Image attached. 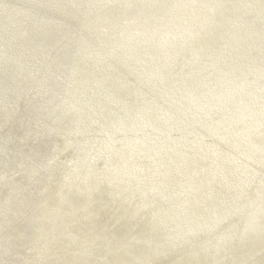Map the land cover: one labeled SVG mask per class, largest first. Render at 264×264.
<instances>
[{
    "label": "rangeland",
    "instance_id": "1",
    "mask_svg": "<svg viewBox=\"0 0 264 264\" xmlns=\"http://www.w3.org/2000/svg\"><path fill=\"white\" fill-rule=\"evenodd\" d=\"M60 1L61 0H54L48 2L51 6L46 5L50 8L49 11L45 12L38 11L39 13H37V9L34 10L29 7L28 9L34 10L33 16L28 14L26 6H22V10L14 9L15 11L13 10L10 15L9 10L6 8L7 6H4L3 4L2 6L4 7L0 6V22L7 19L13 21L12 18H15L18 21H16V23H18L16 25L21 26V31L18 30L7 33L6 29L3 28L4 23L3 25L0 23V41L2 40L1 42H3H0V66L6 65L7 57L11 58L12 56H15L16 66L18 68L16 69V72H13L15 64L8 59L5 73L7 72L6 76L9 74L11 80L2 81L0 78V92L2 86L3 88L4 86H6L5 88L9 87L7 89L4 88L6 90L3 92L5 93L3 94L4 108H0V152L3 153V156L0 159V264H264V89L262 88L263 92L261 91V93L255 91H259L260 88L258 87L257 89L255 85L256 82L253 83L252 88L250 87L251 90L250 88L247 89V91H253L250 94L248 92V94L246 93L247 96L249 95L248 97L246 96L247 100L249 98L248 101L243 99V101L241 100V104L239 101V104L236 101V105L235 102H232L231 97L230 102L233 104L228 103L227 105L232 104L234 106H240L239 108L236 110L226 108L221 111L219 110L217 114L224 115L215 114V116L211 118L205 115V118L207 119H201L204 120V122L198 121L196 116L197 111H192L191 107H189L190 104H187L184 101H182V104L180 105H183L184 107L186 106V109H180V111L175 109V111H168L165 113L166 106L164 104H170V102L180 100L182 97L178 93V88L181 86H178L179 84L174 85V76L184 71L183 67L189 59H192V62H189L188 70L195 68L197 70L198 67L194 66L195 63L198 66L200 61L208 62L207 57L204 55L207 54V51L212 53V49L215 50L219 47L205 41L204 38L200 39L202 43L198 42L199 40L197 39L194 40L195 44L190 43V41H193L192 39L196 38L192 35L198 28V25L196 27L193 24H191V27L194 28L190 29L187 28V25H175L173 31L176 32L173 36L170 35L172 36L171 39L173 42L165 44L168 39L165 40L166 38H163L159 43H162V45L164 44L163 47L162 45L161 47H157L160 46L157 42V40H159L158 37L165 34L167 30L161 32L157 38L153 36L150 38L145 34H151L152 19H158L161 17L160 19L163 20L166 8L161 7L158 15L154 10H146V8H148L147 5L149 4L145 1L149 0H139L140 2L138 0L136 1L138 3L135 6H138L140 10L136 7L137 10H134L135 13L133 11V17L135 18L131 16H123V18H115L114 20L111 19V17L113 18V15L111 14H100L97 17L98 20L95 25L93 24L94 18H90V16L87 17V15L81 12V9L87 11L89 6L82 8L83 3L89 1V3L94 6V1L96 2L97 0H93V2L90 0H82V4H79L81 2L78 0V2L76 0V2L74 0H67L65 2ZM68 1L72 4L75 2L74 6ZM115 1L104 0L103 4L108 3L109 5H107L105 9L111 7L110 5L114 4ZM191 1L193 2L194 0ZM211 1L212 0H202V3L198 6L197 10L199 11L200 9L199 12H203L201 19L205 20L206 18V20L202 22L204 24L202 25L203 28H201L202 26L200 25L198 29L201 31H198L197 33H199V36H205L209 28L212 29L213 33L218 31L217 33L219 35L227 33L224 34L223 36H226H222V38L225 39V41H235H232V43L228 42L226 46L223 47V50L222 48H219L223 51L222 53L219 52L218 49V54L216 56V59H218L217 62H219V65H225L224 67H228L231 64H238L237 66H240L239 68L243 69L244 61L242 58L245 55L246 57L244 58H247L249 56L248 54L255 55V52L259 49L258 47L261 44H263L264 47V32H261L253 26L257 31L255 32L262 35L256 34L257 36H255V39L259 41V46H254L251 49L248 43L250 41L249 39H246V32L249 28H252L250 27L251 25H248L247 27L245 19L242 17V21L239 20L234 22L235 18H232V15L235 16L236 14L234 15V13L235 11H238V9L240 14V12L242 13L243 11H246L249 7L253 6V9H257L259 6H264V4H258V0H254V2L253 0H239V2L238 0H228L229 2L227 0ZM223 1H227L229 4H226V2ZM143 2L145 3L143 4ZM150 3H152V0H150ZM193 3L195 5L189 3L190 8L188 7L191 12H194V8H196V2ZM65 4H67V6ZM185 4L188 5L187 2ZM224 5L226 7H224ZM227 5H229V9L227 8ZM182 6L177 5L179 15L177 12L176 15L178 17L176 16V20L179 19L178 21L183 19V21H186L187 18L181 14L186 12ZM234 6L235 10H232L234 9ZM94 7L98 8L97 4H95ZM218 7L221 12L218 10ZM3 8H5V10H3ZM66 8H68V10ZM118 8L121 9L120 7ZM118 8H114L113 10L108 9L110 11L105 12L113 13L118 11V14H121L122 12L123 15L132 13L126 12L128 10L125 9L119 10ZM214 11L215 14L213 13ZM230 11L233 12L231 13ZM152 12L154 14H152ZM207 12L209 13L207 14ZM78 13H80V15ZM220 13L221 16H219ZM3 14L4 16L2 17ZM14 14L15 16H13ZM83 16L89 20L87 25L85 19H82L81 21ZM146 16L149 17L146 18ZM261 16L264 22V15ZM224 18L231 23L226 22ZM254 18L256 19V17ZM142 19L143 21H141ZM37 20H39V23ZM118 20H122L125 24H128V26H130L129 23H135L131 24L132 28H127V25L125 26L124 23H118ZM220 20H222V22ZM144 21L147 25L146 23H141ZM165 21L166 20L164 19L162 24H164ZM238 22L241 24V27ZM139 23H141L142 26ZM242 23L244 25H242ZM29 24H31V26ZM162 24V29H165L166 25ZM172 24L173 22H171V25ZM262 24L264 25V23ZM112 26L114 29H117L116 27L119 26L118 29H120L116 31V34L113 36L117 39L119 37L118 40H121L120 46L115 44V46H113L116 50H114V55L118 58V54L123 51L122 53L124 56L122 57L123 59L116 63H123L122 61L127 62L124 64L126 66L124 69H121L117 64H115V67H110L107 71V73H109L106 76L107 81H110L107 83L108 91H104L101 90V86L99 89V85H96L95 82L98 81L100 84V80H104L102 77L99 78L100 76H98V70H101L100 66H106V62H111L112 56L110 55V58L106 57L108 55L107 53L112 49V45H108L110 44L108 42H110L109 36L111 35H109L110 32H107L108 34L105 32L102 37L101 35H97L100 39L103 37L105 38H103L104 40L102 41L100 39H95V36L91 35V32H93L92 30H94V28L96 30L101 28V30L105 31ZM215 26L216 28H213ZM181 27L183 29H180ZM177 28L178 30H176ZM36 30L42 35L37 34ZM48 30L50 31L51 36L48 35ZM132 30L135 33H133ZM82 31L88 34V38L91 37L93 45L90 44L92 45L90 46V49L92 51H87L86 48L88 49V47H82L80 49L79 46L82 45H80V38L79 36L77 37V35L82 34ZM119 31L121 32L120 34ZM202 31L205 34H202ZM21 32L23 33L21 34ZM31 32L34 34L33 36L32 34L30 35ZM45 32L47 34H45ZM219 32L222 33L220 34ZM243 32L245 33V38L241 39ZM137 33H140L139 38L146 39L144 40L145 43H139L141 38H137ZM188 34L193 38L191 39ZM20 35L23 36L21 37ZM39 35L42 37L38 38L40 37ZM182 35L185 36L183 37ZM53 37H55V39L51 41L50 39H53ZM189 37L191 40H188ZM20 39L23 41H20ZM107 39L109 40L106 41ZM237 39L243 43H238V41H236ZM178 41H181L183 44L190 43L187 46V48H189H182L184 49L182 50L178 45ZM69 42H71V44ZM134 42L137 43L133 45ZM199 43H201V46ZM77 44L79 46H77ZM35 45H37V47ZM71 45H73L75 50ZM123 45L125 46V49ZM205 45L209 47L212 46V48L205 50ZM8 46H12L13 48H8ZM136 46L138 47L137 49ZM140 46H144L147 50ZM109 47H111L110 50L107 49ZM201 47L202 49H200ZM232 47L235 50V52L232 53L234 56L231 54ZM237 47H242L243 49L245 47V51L247 52L244 51V55H242V48L240 49ZM63 50L64 53L62 52ZM72 50L77 53H74ZM134 50L137 52H134ZM141 50H143V52ZM154 50H157V52ZM43 51L48 54H44ZM80 51L84 54L87 53V57ZM167 51L169 55L174 54L170 58V62H168L166 69H163V66H161V69H159V71L162 70L160 71L161 73L159 72V74L157 72L159 77L156 75L154 79L149 81V75L146 76L147 79L143 77L140 78V76H142L141 72H145L147 70H145V68L150 66L148 60L153 64L154 60H161L169 56ZM60 52L61 54H59ZM162 52L163 55H165L164 57L161 55ZM72 53H74V55ZM125 53L126 55L128 54V56H126ZM80 54L85 57V62ZM102 55L104 56L101 57ZM256 55H260V53ZM20 56H22V58ZM227 57L230 59H227ZM65 58L67 60L69 59L70 62L66 61ZM73 59H75L76 63ZM199 59L200 61L198 62ZM220 59L221 61H219ZM235 59H238V61L233 63L232 60ZM77 61H79V63L82 61L81 65ZM61 62H64L63 65ZM84 63L87 64L84 65ZM128 63L131 64L129 65ZM75 64L81 68L83 67L84 72L82 73L81 80L83 82L82 86L85 87L82 90H79L84 92L83 95L78 94L79 91L73 92L74 96H76L75 101L85 104L97 95L96 98L99 103L96 104L102 106L103 110L99 108L102 113L99 112L95 106L88 105L87 107V105H85V110H77L79 113L86 111V115H92L89 123L84 121L82 123L83 126H77L78 128L76 127L72 131L65 130L60 126L56 129L54 134L46 136L42 129L47 123L41 125L39 123V119L41 118L39 115H42V110H45L42 109L43 107H47L46 109L49 110L50 108L57 109V107L59 108V106H62L59 105V103L62 102V97L65 98V95L62 94L63 92H70L68 91L71 88L70 85L73 86V78L71 77L74 76L75 78L77 76L76 73L78 72V69L77 67L73 68L75 67ZM56 65L61 66V68ZM96 66L98 67V70L95 68ZM189 66L191 67L189 68ZM259 66L260 70L254 69V74L261 75L260 73H264V66ZM37 67H42L40 68L42 71L36 70L35 68ZM85 67L87 68L84 69ZM72 68L74 69V72L72 71ZM55 69H57V71ZM61 69L63 71H61ZM88 69H90V74L88 75L89 78L84 75L85 71L86 73H89ZM93 69L95 71H93ZM203 69L205 70V68H202V71L199 69L197 73L203 72ZM211 69L212 68H210V70ZM32 70H35V72H31ZM132 71L136 72L138 78H135L137 80L134 78V72ZM224 71L226 70L224 69ZM259 71L260 73H258ZM29 73L31 75H28ZM59 73L62 74L61 81L58 83L60 87L55 89L56 87L54 88V86L57 85L56 81L58 79L56 76ZM72 73L75 74L73 75ZM209 73V69L203 72L205 79L209 77ZM244 73L246 77H248V70ZM46 74L49 76H46ZM199 74H196L197 77L195 79H199ZM50 75L54 76L55 80H51L53 77ZM29 76H32V78ZM41 76L45 81L49 80L47 82L52 85L51 88H54L53 94L49 96L50 98L53 97V102L52 99L49 97L46 98V95L41 94L45 89H48V86L41 88L43 91H39L38 89V83L40 80L37 78L42 79ZM214 76L217 80V76ZM70 78L72 80L71 82ZM205 79L200 77L199 84H195V88L192 89L191 87H188L187 89L189 91L185 90L186 94L189 96L192 94L191 97L197 99L196 101H193L195 102L193 105H204L199 102L202 97L204 98L207 96L208 92V95L219 94L221 92L220 89H218L219 92L218 90L215 91L209 87L202 88L200 84L206 82L207 79ZM29 80L32 81L29 82ZM89 80L93 81L90 82ZM145 80L151 84L145 86ZM241 80H244V85L251 81L250 78L245 81L246 79L243 77ZM241 80L238 79L234 82L238 81L240 82L238 85H240L242 82ZM138 81H140L139 84H136ZM154 81L155 83L153 84ZM79 83L80 82H78V84ZM118 84H121L122 87H119V91H115L118 90L116 87ZM151 85L155 88L153 86L151 87ZM165 87H168V89L165 90ZM197 87H199L200 90ZM221 87L223 88L224 86ZM60 88L62 89L61 91H59ZM92 88H94V90ZM189 88L192 90L190 91ZM242 90L244 91L245 89L242 88ZM155 91L159 92L157 93ZM54 92L58 93L55 95ZM107 93H115L117 95L116 98H119L116 99L118 101L111 104L109 101L106 102L104 97L105 94L106 98L107 96L109 97V94ZM159 93L162 95H158ZM165 93L166 95H164ZM79 95L80 97H78ZM197 95L201 97L197 98ZM257 95L259 96L257 97ZM164 96L165 98L170 96L172 100L169 98H166L165 100ZM218 96L219 95L212 96L213 101L219 99L222 102L218 103V100L217 102L215 101L214 104L210 102L206 106L215 105L214 108L217 110L218 108L216 107L222 108L227 106V102H224V100L228 97L222 98V96H219L218 98ZM141 97L144 98L141 99ZM234 98H237L235 97V94L233 99ZM47 99L51 104L55 103L53 105L49 103V106L46 101ZM111 99L113 100V98ZM163 99L166 103H163ZM44 101L46 102L43 104ZM262 101L263 104L261 103ZM256 102H258L259 106L256 105ZM175 103L176 102L173 104ZM28 104H38V117H31L29 114L30 119H28L24 110V107ZM42 104L46 105L42 107ZM228 107L229 106H227V108ZM52 110L53 109L50 111ZM228 110H230V114ZM232 111H238L237 114L238 116H241L239 117L240 119H233L235 114L232 113ZM245 111H247V113ZM92 113H95L94 115L97 114V116L94 117ZM199 113L200 112H198V114ZM242 113L246 117H249L250 115L254 116L249 118L251 119V122L246 117L244 118ZM99 115H102V118ZM126 115H131L134 118L128 117L127 121L124 118ZM155 115H159L158 119L160 117H162V119L166 118L170 120L171 123L162 131L156 124H154L156 117L153 119V116ZM138 117L141 118L142 124L145 127V131L140 133H144L142 136L139 135V132L142 130L141 128H135V130L125 129L135 123L134 120ZM50 119L52 120V118ZM162 119H159L158 121H162ZM111 120L115 123L113 124V121L111 122ZM238 120H244L246 123H239ZM120 124L124 125V127H120L123 128L124 131L116 132L114 127ZM48 126L51 127L52 125ZM48 129H52V127ZM138 142L140 144H138Z\"/></svg>",
    "mask_w": 264,
    "mask_h": 264
},
{
    "label": "water",
    "instance_id": "2",
    "mask_svg": "<svg viewBox=\"0 0 264 264\" xmlns=\"http://www.w3.org/2000/svg\"><path fill=\"white\" fill-rule=\"evenodd\" d=\"M51 1H54V0H47V1H45V0H3V1H1L0 6H2V4L4 6H7V10H9V15H10V14H12L13 9H14L15 6L25 5L26 8H27V12L30 15L33 16L34 15V10H36V9L39 12L48 11L49 7H47L46 5L51 6V4L47 3V2H51ZM65 1H67V0H62V2H65ZM78 1L82 2V0H78ZM68 2H70V1H68ZM103 2H104V0H101V1L97 0L96 1V4H97L98 8H95L90 3H88V4L83 3V5H82V8H85V7L89 6V8H87L88 9L87 11L82 10V12H83V14L87 15V17L90 16V18H92V17L94 18V20H93V22H94L93 24L94 25H95L96 21L98 20L97 17L100 14H111V15H113V19L120 18V17H123V16H126V17L131 16V17H133V11L135 10V8H136L135 5L137 4L136 0H118V1H115L114 4H111V7L105 9V7L108 5V3L103 4ZM146 2L149 4L148 8H146V9L155 10L156 14H158V11L161 10V7L166 8V12L164 13V19L166 20V22L164 24H162V25H166V23L173 22L172 25L171 24H167L166 27H165L166 29H162L161 23H163L164 19L161 20L160 18H158V19H153L151 21L152 22L151 32H150L151 34H145L146 36H150V38L152 36L153 37H157V36L160 35L161 32H163L164 30H167L166 34H162L159 37L158 44L160 43L162 38H167L168 39L166 44H168L170 42H173L171 37H169V36L170 35L173 36V34L175 33V32H173V30L175 28V25H178V24L185 25V26L187 25L188 29L194 28V27H191V24H193L194 26L198 25V28L200 27V25H204L202 23L204 21L201 19L202 15H203V12L200 13L197 10L198 6L200 5V3H202L201 0L193 1V2H196V5H197V7L194 9V12H191L190 9L188 8L189 3L192 4V5H195L191 0H152V3H150V0H149V1H146ZM185 2H188V5H186ZM225 2L227 3V1H225ZM253 2H254V0H253ZM258 2L259 3L260 2L264 3V0H258ZM167 4H169V5H167ZM181 4L183 5L182 8L187 12V13L186 12L182 13L183 16L187 17L186 21H183V20L178 21V20L175 19L176 18V14L178 12L177 5L181 6ZM68 6H70V5H68ZM29 7H31L34 10L28 9ZM118 7L125 8L126 10H128V12H132V13L127 14V15H123V14H118V12H114V13L105 12V11H109L108 9L112 10V9L118 8ZM15 8H17V7H15ZM167 8H168V10H167ZM196 11H197V14H195ZM39 12H37V13H39ZM0 13H1V11H0ZM235 14H234L235 16L232 15V18L233 17L235 18L234 22H236L238 20H241L240 17H242L243 19H245V24L246 25H250V23H251L252 28H249L247 30L246 39H249V41H250L249 46L251 47V49L254 46L258 47L259 43L255 39L256 33H255V29L253 28V26H255V28L260 30L261 32H264V25L262 24L264 22H263V19H262V16H261V15H264V6L258 7L257 9H253L252 7H249L248 9H246V13L239 14V12L236 11ZM254 17H256L255 22L256 23H260V24L257 25L254 22ZM82 19H85V22H86V25H87V22L89 20L86 17H84V16H83V18H81V21H82ZM12 20L15 23L13 21L8 20V19L2 21V25L4 23V27L3 28L6 29L7 33H10L12 31H18V30L21 29V26L14 25V24H17L16 23L17 20L15 18H12ZM118 22L119 23H124L122 20L121 21L119 20ZM133 23H135V22H133ZM133 23H131V24H133ZM141 23L145 24L146 22H141ZM124 25L126 26L128 24H124ZM116 28H118V27H116ZM127 28H130V26H128ZM198 28L194 31V34L192 36L196 37L197 40H200V39L204 38L205 41H207V42H209V43H211L213 45L216 44V46H218L219 48L225 47L228 42L232 43V41H235V40H230V41L226 40L225 41V39L222 38V35L217 34V32L213 33L211 28H209V30H211V31L206 32L205 36L200 35V37H199V33H197V32L200 31V30ZM204 28L206 29V27H204ZM213 28H216V26L213 27ZM113 29H114L113 26H112V28H110L108 30H105V31L101 30V29H98V30H100V31H98V30H96L94 28V30H92L93 32H91V35H101V36H103V34H105V32H110V35H111L110 36V40L107 39L106 41H108V40L110 41V42H108V43H110L108 45H112V49L110 50L111 47L107 48L110 51L107 53L108 55L105 54V53L104 54L107 55L106 57L111 55L112 56V60H111V62H106V66H103V67L101 66V70H98V76H100L99 78L102 77V79H106V76L108 75L107 71L110 69L111 66L114 67L115 64H117L116 62H119L120 59H123L122 58L123 57V53H119L118 54V58H116L115 55H114L115 54L114 53L115 49H114L113 46H114V44L120 46V41L116 37H114L113 35L120 28L119 29H114V30ZM177 30H178V28H177ZM31 34H32V32H31ZM82 34H84V33H82ZM224 34L225 33H223V35ZM48 35L50 36V33H48ZM242 35L243 36H242L241 39H243L245 37V33L243 32ZM41 37L42 36H40L38 38H41ZM94 38L95 39H100L97 36L94 37ZM137 38H139V35H137ZM20 40H22V39H20ZM101 40H104V39H101ZM144 40H146V39L141 38V40H139V43L140 42H144ZM193 42L194 41H192L191 43H193ZM238 43H243V42L238 41ZM135 44H136V42H134V45ZM189 44L190 43L183 44V43L178 41V45L180 47H183V48H187V46ZM159 45L161 47L162 44H159ZM105 47H106V45H105ZM131 48H132V46H131ZM209 48H210L209 46L205 45L204 49L208 50ZM30 49H32V48H30ZM144 49H147V48H144ZM212 51H213L212 53H209L207 51V54L204 55V56L207 57L208 62L205 63L203 61L202 62L200 61L201 64L198 65L197 70L196 69L188 70V64L192 60V59L191 60L189 59L185 63V65L183 67L184 71H182V72L178 73V75L174 76V79H175V84L174 85L179 84L178 86H181V87L178 88V91H179L178 93L182 97H181L180 100H174L177 103V105H175L176 103L173 104V102H171L170 104H167L169 107L166 104H164L166 106V109H165L166 112L165 113H167L168 111H175V109H177V110L186 109V107H184L183 105H180V104H182L181 102L184 101V102H187L188 104H190V107H191L192 111H194V112L197 111L196 112V116L198 118V121H203L204 122V120H201V119H205L206 120L207 118H205V115H207V117H209V118L215 116V113L218 112L217 109H213L215 107V105L214 106H212V105L205 106V105H207L210 102H215V101H213L212 97L210 99L207 98V96L205 98H202L199 103H204L205 105H198L197 106V105H193V103H195L193 101H195L197 99L196 98H192L191 96H189L185 92V90L188 87H191L193 89V88H195L194 86H195L196 83L199 84V80H197L195 78L197 77L196 74H198L197 71L199 69H202V68H205V70H208L210 68H212V69L210 70V75L207 78V81L204 82V83H201V87H211L212 89H220L221 92L219 94H213L212 96H214V95H219L220 96L222 94L221 95L222 97H224V98L228 97L227 101H224V102H227L226 104H228V103L230 104V103L236 102V101H237V103H238V101H239V103H241V100H243V99L247 100L246 99V96H247L246 93L247 92L248 93H252L253 92V91H247V89L252 87L253 83H255V82H256L255 83L256 88L257 89H258V87L260 88L259 91L257 90V92L262 91V88L264 87V86H262V85H264V81H262V80H264V73H260L261 75L253 74V70L252 69L254 68L255 70H260V67H258L259 66L258 64H260L261 67L264 66V47H263V44H261V46H259V49L256 51V52L261 51L260 55H256V54H259V52L258 53L255 52L256 53L255 55L250 54L247 58H244L245 56L242 58V59H244V67H245L244 69L239 68L237 66V64H233V65H231L229 67H224L222 64L219 65L217 60H216V56L218 54L217 53L218 49H216V51L212 49ZM231 51H232L231 53H234L235 52L234 48H232ZM244 51H245V47L242 50V52H244ZM219 52L222 53L221 50H219ZM190 53H191V51H190ZM171 57H172V54H170L169 56L163 58L162 61H160V60L154 61L153 64L150 63V60H148L150 66H148V68H146L147 70L145 72H141L142 76L144 78H146L147 75H150V79L149 80L154 79V77L157 75V72L158 73L160 72L159 69H161V66H163V69H166V66L168 65V62H170V58ZM227 59H230V58H227ZM236 61L237 60H233V63H236ZM126 62L123 61V63H120L117 66H119L121 69H124V68H126V66L123 65V64H125ZM86 64L87 63H84V65H86ZM156 66H157V68H156ZM79 67L80 66L77 65V69L79 71V72H77V76L73 79V81L70 80V81H72V84H73V87L70 85L71 88L68 90L70 92L69 93H65V92L63 93V95H65V98L62 97V102L59 103V105H62V106L59 107V109L58 108L57 109L56 108H54V109L52 108L53 111H50V109L49 110L46 109L47 107L46 108H42V109H45V110H42V112H41L42 115H40L41 118L39 119V123L41 125H45V123H47V125L42 129V131H44V134L46 136L54 134L56 132V129L58 127H60V126H62V128L65 129V130L72 131L77 126L78 127L79 126H83L82 123L84 121H86V123H89V121L92 118V115L87 116L85 114V111L79 113L78 110H77V109L85 110L86 109L85 105H89V106H93V107L95 106L98 110H100V109L103 110L101 105H93V104L99 103V102H97V98L95 96L91 100H89V102H87L85 104H82V102L78 103V101H75L76 96H74L73 92L82 90L84 88L82 86V80H81V76H82V73H83V67L80 68V69H79ZM95 68L98 69V67H95ZM6 69H7L6 65L5 66H0V77H1L2 80H6V81L7 80H11L9 74L6 76V73H7V72L5 73ZM224 69L226 71H224ZM247 70L249 72L248 76L250 77V80H251L250 84L244 85L245 82L242 81L241 84L238 85V83L234 82V81H236L238 79H241L242 77L247 80L249 77H246L245 74H244V72L247 71ZM194 73H196V74H194ZM216 73L219 75L218 76V80H216L215 76H214V75H216ZM28 75H31V74L29 73ZM85 75H86L85 77H88L89 74L85 73ZM133 76L137 77V75L135 73H133ZM202 76H204L203 72H201L198 75V77H202ZM29 77L32 78V76H29ZM61 77H62L61 73H59L56 76V78H60V79H57V85H58L59 81H61ZM168 77H169V74H168ZM51 79L55 80L54 76ZM31 81L32 80H29V82H31ZM78 82L81 83V86L78 84ZM109 82L110 81H107V79H106V81L105 80H100V84H99L98 81L95 82V84L101 86L102 90H104V91L107 90L108 91L107 83H109ZM147 84L150 85L151 83H149L148 81L145 80L144 81V85L147 86ZM57 85L54 86V88L56 87V89H58L60 87V85L59 86H57ZM46 86H48L47 87L48 89H45L44 90L45 92H44L41 88L42 87L45 88ZM221 86H224V87L222 88ZM116 87L118 89L119 87H122V85L118 84V85H116ZM50 88H51L50 83L45 81L43 79V77H42V79H40V81L38 83L39 91H43L41 94L42 95H46V98H48V96L52 95L53 91H54V88H51V89ZM242 88L245 89L246 91H243ZM167 89H168V87H165V90H167ZM165 90H162V91H165ZM59 91H61V88L59 89ZM115 91H118V90H115ZM235 92H238V93H235ZM79 93L83 94L84 92L83 91H79ZM233 93H235V96L237 98H234V99L232 98V102H230L229 99H231V97L234 96ZM108 94H109V97L106 98V96H105L104 100L106 102L109 101L110 104L111 103H115L117 101L116 100L117 99L116 98L117 95L115 93H108ZM111 95H112V97H111ZM111 98H113L114 100H112ZM166 98L170 99L171 97H166ZM3 100H4V96L1 95V97H0V108H4ZM171 100H172V98H171ZM46 101H48V99ZM46 101H44L43 104ZM178 101H180V102H178ZM52 102H53V100H52ZM163 103H166V102H163ZM110 104H108V105H110ZM229 107L231 109H235V110L238 108V106H234V105L233 106L229 105ZM216 108H218L221 111V110H224L225 108H227V106L222 107V108H219V107H216ZM204 109H207L208 111L204 110ZM24 110H25L26 115L28 116V119H30V117H29L30 115H31V117L37 116V106H35V104H34V106H33V104L26 105L24 107ZM198 111L200 112L199 114H198ZM99 112H102V111H99ZM99 112H98V114H99ZM232 113L235 114L234 115L235 116L234 117L235 120L238 119L239 117H241V116H237L238 111L232 112ZM217 115H224V114H217ZM93 116L95 117L97 115H93ZM99 116L102 118V115H99ZM158 116L159 115H155L157 122L155 120L154 121L155 123L154 122L153 123L156 124L159 127V129L163 131L165 129V127H167V125L171 123V121L166 119V118H164V120H166V121H159L158 122L159 119H162V117H160L158 119ZM128 117L134 118L131 115L130 116L126 115L124 118H128ZM219 117H221V116H219ZM250 117H254V116L250 115L249 117H246L251 122V119H249ZM50 118H52V120ZM134 122L135 123H133L132 125L129 126L130 128L126 127L125 129H127V130H135V128H141L142 130L139 132V135L142 136L144 133H142V134H140V133L145 131V127L142 124L141 118L140 117L136 118V120H134ZM238 122L243 124L245 121L244 120H239ZM48 123L50 125H52L51 126L52 129H50V130L48 128H51V127H48ZM249 124H251V123H249ZM120 127H124V125H118V126L114 127V130H116V132L124 131V129L120 128ZM0 131H1V129H0ZM137 133H138V131H137ZM138 144H140V143L138 142ZM2 156H3V153L0 152V159L2 158Z\"/></svg>",
    "mask_w": 264,
    "mask_h": 264
},
{
    "label": "bare ground",
    "instance_id": "3",
    "mask_svg": "<svg viewBox=\"0 0 264 264\" xmlns=\"http://www.w3.org/2000/svg\"><path fill=\"white\" fill-rule=\"evenodd\" d=\"M61 1H62V0H61ZM61 1H60V2H61ZM71 1H73V0H71ZM74 1H75V0H74ZM76 1H77V0H76ZM76 1H75V2H76ZM90 1L93 2V0H90ZM100 1H101V0H100ZM111 1H112V0H111ZM114 1H115V0H114ZM116 1H117V0H116ZM136 1H137V0H136ZM138 1H139V0H138ZM140 1H141V0H140ZM140 1H139V2H140ZM194 1H195V0H194ZM201 1H202V0H201ZM208 1H209V0H208ZM212 1H213V0H212ZM212 1H211V2H212ZM227 1H228V0H227ZM242 1H243V0H242ZM255 1H256V0H255ZM75 2H74L73 4H72L71 2H70V3L74 6ZM77 2H78V1H77ZM87 2L89 3V1H87ZM87 2H86V4H87ZM106 2H107V1H106ZM145 2H146V1H145ZM145 2H143V4H144ZM223 2H225V1H223ZM223 2H222V3H223ZM228 2H229V1H228ZM233 2H234V1H233ZM238 2H239V0H238ZM238 2H236V3H238ZM250 2H251V1H250ZM47 3H48V2H47ZM57 3H58V2H57ZM94 3L96 4L95 1H94ZM113 3H114V2H113ZM136 3H138V2H136ZM185 3H186V2H185ZM214 3H215V1H214ZM214 3H213V5H214ZM220 3H221V2H220ZM248 3H249V2H248ZM255 3H256V2H255ZM260 3H263V2H260ZM260 3L258 2V4H260ZM61 4H62V3H61ZM76 4H77V3H76ZM79 4H82V2L79 3ZM95 4H94V6H95ZM143 4H142V5H143ZM146 4H147V3H146ZM187 4H188V2H187ZM207 4H208V3H207ZM226 4H229V3H226ZM231 4H232V3H231ZM231 4H230V5H231ZM245 4H246V3H245ZM249 4H250V3H249ZM263 4H264V3H263ZM65 5L67 6V4H65ZM68 5H69V4H68ZM72 5H71V6H72ZM136 5H137V4H136ZM139 5H141V4H139ZM167 5H168V4H167ZM217 5H218V3H217ZM222 5H223V4H222ZM246 5H247V4H246ZM251 5H252V4H251ZM261 5H262V4H261ZM22 6H25V5H18V6H15V7H17V8L14 7V9H16V10H17V9H21V10H22ZM66 6H65V7H66ZM92 6H93V4H92ZM108 6H109V5H108ZM110 6H111V5H110ZM147 6H148V5H147ZM181 6H182V5H181ZM189 6H190V5H189ZM189 6H188V7H189ZM202 6H203V4H202ZM206 6H207V5H206ZM227 6H228L227 8L229 9V5H227ZM257 6H258V5H257ZM2 7H4V6H2ZM57 7H58V6H57ZM69 7H70V6H69ZM79 7H80V6H79ZM135 7H138V6H135ZM174 7H175V6H174ZM174 7H173V8H174ZM196 7H197V5H196ZM203 7H204V6H203ZM214 7H215V6H214ZM214 7H213V8H214ZM220 7H221V6H220ZM224 7H226V6L224 5ZM240 7H241V6H240ZM246 7H247V6H246ZM259 7H260V6H259ZM6 8H7V7H6ZM23 8H24V7H23ZM49 8H50V7H49ZM62 8H63V7H62ZM77 8H78V7H77ZM96 8H97V7H96ZM140 8H141V7H140ZM163 8H164V7H163ZM189 8H190V7H189ZM192 8H193V7H192ZM199 8H200V7H199ZM211 8H212V7H211ZM218 8H219V7H218ZM222 8H223V6H222ZM227 8H226V9H227ZM236 8H237V7H236ZM242 8H243V7H242ZM252 8H253V6H252ZM255 8H256V7H255ZM0 9H1V8H0ZM14 9H13V10H14ZM26 9H27V8H26ZM60 9H61V8H60ZM66 9L68 10V8H66ZM70 9H72V8H70ZM118 9H119V8H118ZM121 9H125V8H121ZM121 9H119V10H121ZM138 9H139V7H138ZM180 9H181V7H180ZM194 9H195V8H194ZM206 9H207V8H206ZM230 9H232V8H230ZM240 9H241V8H240ZM3 10H5V8H3ZM57 10H58V9H57ZM64 10H65V9H64ZM64 10H63V11H64ZM74 10H75V9H74ZM87 10H88V9H87ZM112 10H113V9H112ZM125 10H126V9H125ZM136 10H137V9L135 8V11H136ZM139 10H140V9H139ZM146 10H147V9H146ZM146 10H145V11H146ZM162 10H163V9H162ZM165 10H166V9H165ZM210 10H211V9H210ZM218 10L221 12L220 8H219ZM232 10H235V6H234V9H232ZM241 10H242V9H241ZM14 11H15V10H14ZM48 11H49V10H48ZM59 11H62V10H59ZM109 11H110V10H109ZM109 11H108V12H109ZM135 11H134V13H135ZM141 11H143V10H141ZM154 11H155V10H154ZM192 11H193V10H192ZM199 11H200V9H199ZM212 11H213V10H212ZM212 11H211V12H212ZM238 11H239V9H238ZM2 12H3V11H2ZM5 12H6V11H5ZM5 12H4V13H5ZM23 12H24V11H23ZM23 12H22V13H23ZM37 12H38V11H37ZM50 12H51V11H50ZM53 12H54V11H53ZM64 12H66V11H64ZM81 12H82V9H81ZM116 12H118V11H116ZM119 12H120V11H119ZM126 12H128V11H126ZM137 12L140 13L139 11H137ZM146 12H147V11H146ZM149 12H150V11H149ZM158 12H159V11H158ZM161 12H162V11H161ZM165 12H166V11H165ZM205 12H206V11H205ZM211 12H210V13H211ZM227 12H228V11H227ZM230 12H231V11H230ZM232 12H233V11H232ZM232 12H231V13H232ZM235 12H236V11H235ZM243 12L245 13L246 11H243ZM243 12H242V13H243ZM24 13H26V12H24ZM35 13H36V12H35ZM46 13H47V12H46ZM59 13H61V12H59ZM113 13H114V12H113ZM143 13H145V12H143ZM150 13H151V12H150ZM163 13H164V12H163ZM208 13H209V12H207V14H208ZM213 13L215 14V11H214ZM213 13H211V14H213ZM28 14H29V13H28ZM62 14H63V12H62ZM65 14H66V13H65ZM74 14H75V13H74ZM78 14L80 15V13H78ZM81 14H82V13H81ZM119 14H120V13H119ZM121 14H122V12H121ZM141 14H142V13H141ZM152 14H154V13L152 12ZM181 14H182V13H181ZM195 14H196V13H195ZM216 14H217V13H216ZM225 14H226V13H225ZM234 14H235V13H234ZM240 14H241V12H240ZM3 15H4V14H3ZM3 15H2V17H3ZM5 15H6V14H5ZM14 15H15V14H14ZM14 15H13V16H14ZM17 15H18V14H17ZM17 15H16V16H17ZM49 15H50V14H49ZM59 15H60V14H59ZM59 15H58V16H59ZM71 15H72V14H71ZM107 15H109V14H107ZM125 15H126V14H125ZM146 15H147V13H146ZM150 15H151V14H150ZM157 15H158V14H157ZM162 15H163V14H162ZM162 15H161V16H162ZM178 15H179V12H178ZM217 15H218V14H217ZM217 15H216V16H217ZM29 16H30V15H29ZM76 16H77V15H76ZM101 16H102V15H101ZM133 16H134V15H133ZM135 16H137V15H135ZM144 16H145V15H144ZM176 16H177V15H176ZM219 16H221V13H220ZM223 16H224V15H223ZM226 16H227V15H226ZM0 17H1V16H0ZM24 17H25V16H24ZM41 17H42V16H41ZM77 17H78V16H77ZM79 17H80V16H79ZM148 17H149V16H148ZM148 17L146 16V18H148ZM154 17H155V16H154ZM177 17H178V16H177ZM229 17H230V16H229ZM18 18H19V17H18ZM18 18H17V19H18ZM103 18H104V17H103ZM103 18H102V19H103ZM122 18H123V17H122ZM134 18H135V17H134ZM136 18H137V17H136ZM156 18H157V17H156ZM160 18H161V17H160ZM171 18H172V17H171ZM203 18H204V17H203ZM210 18H211V17H210ZM219 18H221V17H219ZM240 18H241V17H240ZM4 19H5V18H4ZM25 19H26V18H25ZM111 19H113V18L111 17ZM117 19H118V18H117ZM124 19H125V18H124ZM163 19H164V18H163ZM175 19H176V18H175ZM180 19H181V18H180ZM208 19H209V18H208ZM224 19H225V18H224ZM254 19H255V18H254ZM106 20H107V19H106ZM114 20H115V19H114ZM144 20H145V18H144ZM152 20H153V19H152ZM177 20H179V19H177ZM183 20H184V19H183ZM186 20H187V18H186ZM205 20H206V18H205ZM205 20H203V21H205ZM216 20L219 21L218 19H216ZM222 20H223V19H222ZM222 20H220V21L222 22ZM3 21H4V20H3ZM24 21H25V20H24ZM35 21H36V20H35ZM38 21H39V20H37V22H38ZM42 21H43V20H42ZM109 21H110V20H109ZM118 21H119V20H118ZM141 21H143V19H142ZM146 21H147V20H146ZM208 21H209V20H208ZM225 21H226V19H225ZM238 21H239V20H238ZM240 21H242V20H240ZM243 21H244V20H243ZM17 22H18V21H17ZM37 22H36V23H37ZM44 22H45V21H44ZM111 22H112V21H111ZM111 22H110V24H111ZM144 22H145V21H144ZM165 22H166V21H165ZM226 22L229 23L230 21H226ZM0 23H2V22H0ZM26 23H27V22H26ZM38 23H39V22H38ZM40 23H41V22H40ZM45 23H46V22H45ZM45 23H44V24H45ZM47 23H48V22H47ZM85 23H86V22H85ZM118 23H119V22H118ZM230 23H231V22H230ZM17 24H18V23H17ZM24 24H25V23H24ZM50 24H52V23H50ZM89 24H91V23H89ZM89 24H88V26H89ZM106 24H107V23H106ZM124 24H125V23H124ZM139 24H141V23H139ZM151 24H152V23H151ZM161 24H162V23H161ZM170 24H171V23H170ZM216 24H217V23H216ZM224 24H225V23H224ZM238 24H239V23H238ZM257 24H258V23H257ZM15 25H16V24H15ZM21 25H22V24H21ZM29 25L31 26V24H29ZM91 25H93V24H91ZM98 25H99V24H98ZM112 25H113V24H112ZM115 25H116V23H115ZM146 25H147V23H146ZM166 25H167V24H166ZM221 25H222V24H221ZM233 25H234V24H233ZM242 25H244V24L242 23ZM250 25H251V23H250ZM254 25H255V24H254ZM26 26H27V25H26ZM37 26H38V24H37ZM53 26H54V25H53ZM127 26H128V25H127ZM141 26H142V24H141ZM201 26H202V25H201ZM217 26H218V25H217ZM222 26H223V25H222ZM222 26H221V27H222ZM227 26H229V25H227ZM234 26H235V25H234ZM240 26H241V24H240ZM23 27H24V26H23ZM38 27H39V26H38ZM38 27H37V28H38ZM41 27H42V25H41ZM85 27H87V26H85ZM90 27H92V26H90ZM100 27H101V26H100ZM104 27H105V26H104ZM109 27H110V25H109ZM117 27H119V26H117ZM120 27H121V26H120ZM130 27H131V23H130ZM182 27H183V26H182ZM196 27H197V26H196ZM238 27H239V26H238ZM247 27H248V25H247ZM250 27H252V26H250ZM26 28H28V27H26ZM37 28H36V29H37ZM42 28H43V27H42ZM52 28H53V27H52ZM82 28H83V27H82ZM111 28H112V27H111ZM131 28H132V27H131ZM141 28H142V27H141ZM145 28H146V27H145ZM178 28H179V27H178ZM201 28H203V27H201ZM223 28H224V27H223ZM223 28H222V29H223ZM227 28H228V27H227ZM233 28H234V27H233ZM242 28H243V27H242ZM253 28H254V27H253ZM45 29H47V28H45ZM55 29H56V28H55ZM91 29H92V28H91ZM100 29H101V28H100ZM117 29H118V28H117ZM121 29H123V28H121ZM137 29H138V28H137ZM149 29H150V28H149ZM163 29H164V28H163ZM165 29H166V28H165ZM174 29H175V28H174ZM180 29H183V28H180ZM185 29H186V28H185ZM219 29H220V27H219ZM26 30H27V29H26ZM49 30H50V28H49ZM49 30H48V31H49ZM51 30H52V29H51ZM138 30H139V29H138ZM142 30H143V29H142ZM176 30H177V29H176ZM206 30H208V29H206ZM206 30H204V31H206ZM211 30H212V29H211ZM238 30H239V29H238ZM240 30H241V29H240ZM246 30H247V29H246ZM20 31H21V29H20ZM20 31H19V33H20ZM27 31H28V30H27ZM36 31H37V30H36ZM53 31H55V30H53ZM57 31H58V30H57ZM117 31H118V30H117ZM122 31H123V30H122ZM165 31H166V30H165ZM165 31H164V32H165ZM183 31H184V30H183ZM200 31H201V30H200ZM208 31H209V30H208ZM216 31H217V30H216ZM219 31H220V30H219ZM225 31H226V30H225ZM225 31H224V32H225ZM228 31H229V30H228ZM231 31H232V30H231ZM231 31H230V32H231ZM233 31H234V30H233ZM236 31H237V29H236ZM241 31H242V30H241ZM255 31H256V30H255ZM25 32H26V31H25ZM38 32H39V31H37V34H40V33H38ZM132 32H133V30H132ZM144 32H145V30H144ZM148 32H149V31H148ZM173 32H174V31H173ZM175 32H176V31H175ZM187 32H188V29H187ZM212 32H213V31H212ZM217 32H218V31H217ZM256 32H257V31H256ZM256 32H255V33H256ZM258 32H259V31H258ZM1 33H2V32H1ZM13 33H14V32H13ZM15 33H16V32H15ZM22 33H23V32H21V34H22ZM26 33H27V32H26ZM42 33H43V30H42ZM49 33H50V31H49ZM54 33H55V32H54ZM83 33H84V32H83ZM89 33H90V32H89ZM106 33H107V32H106ZM108 33H109V32H108ZM108 33H107V34H108ZM117 33H118V32H117ZM120 33H121V32L119 31V34H120ZM127 33H128V32H127ZM133 33H135V32H133ZM133 33H132V34H133ZM145 33H146V32H145ZM184 33H185V32H184ZM219 33H220V32H219ZM221 33H222V32H221ZM221 33H220V34H221ZM233 33H234V32H233ZM240 33H241V32H240ZM246 33H247V32H246ZM5 34H6V33H5ZM45 34H47V33L45 32ZM57 34H58V33H57ZM57 34H56V35H57ZM115 34H116V33H115ZM125 34H126V32H125ZM125 34H124V35H125ZM128 34H129V33H128ZM130 34H131V33H130ZM137 34L139 35L140 33H137ZM146 34H147V33H146ZM165 34H166V32H165ZM180 34H181V33H180ZM180 34H179V36H180ZM202 34H205V33L203 32ZM217 34H218V33H217ZM225 34H227V33H225ZM231 34H232V33H231ZM237 34H239V33H237ZM256 34H258V33H256ZM8 35H9V34H8ZM15 35H16V34H15ZM23 35H24V34H23ZM23 35H22V36H23ZM30 35H31V33H30ZM33 35H34V34L32 33V36H33ZM40 35H42V34H40ZM40 35H39V36H40ZM54 35H55V34H54ZM89 35H90V34H89ZM109 35H110V34H109ZM121 35H122V34H121ZM186 35H187V34H186ZM188 35L190 36V34H188ZM239 35H240V34H239ZM258 35H262V34L259 33ZM16 36H17V35H16ZM20 36H21V35H20ZM20 36H19V37H20ZM22 36H21V37H22ZM47 36H48V35H47ZM50 36H51V34H50ZM57 36H58V35H57ZM78 36H79V38H80V42H81L80 45H82V46H79L78 44H77V46H79L80 49H81L82 47H84V48L88 47V49L86 48V50H87V51H89V50L92 51V50L90 49V46L93 45V44H92L93 41H92L91 37L88 38V34H85V33H84V34L77 35V37H78ZM94 36L96 37L97 35H94ZM98 36H99V35H98ZM98 36H97V37H98ZM126 36H127V35H126ZM160 36H161V35H160ZM177 36H178V35H177ZM179 36H178V37H179ZM182 36H183V35H182ZM182 36H181V38H182ZM184 36H185V35H184ZM184 36H183V37H184ZM202 36H203V35H202ZM222 36H223V34H222ZM225 36H226V35H225ZM225 36H223V37H225ZM237 36H238V35H237ZM237 36H236V38H237ZM246 36H247V34H246ZM256 36H257V35H256ZM21 37H20V38H21ZM24 37H25V36H24ZM27 37H28V36H27ZM101 37H102V36H101ZM109 37H110V36H109ZM120 37H121V36H120ZM122 37H123V36H122ZM128 37H129V36H128ZM131 37H132V36H131ZM131 37H130V38H131ZM134 37H135V36H134ZM134 37H133V38H134ZM149 37H150V36H149ZM170 37H172V36H170ZM190 37H191V36H190ZM190 37L188 38V40H191L194 36L191 37V39H190ZM199 37H200V36H199ZM8 38H9V37H8ZM28 38H29V37H28ZM32 38H33V37H32ZM32 38H31V39H32ZM45 38H46V37H45ZM45 38H43V39H45ZM92 38H93V37H92ZM103 38H104V37H103ZM103 38H102V39H103ZM106 38H107V37H106ZM140 38H141V37H140ZM140 38H139V39H140ZM145 38H146V37H145ZM156 38H157V37H156ZM156 38H155V39H156ZM158 38H159V37H158ZM175 38H176V37H175ZM229 38H230V37H229ZM236 38H235V39H236ZM244 38H245V37H244ZM244 38H243V39H244ZM4 39H5V38H4ZM31 39H30V41L32 42L33 39H32V40H31ZM36 39H37V38H36ZM54 39H55V37H53V39H50V40L52 41V40H54ZM104 39H105V38H104ZM109 39H110V38H109ZM118 39H119V37H118ZM124 39H125V38H124ZM162 39H163V38H162ZM164 39H165V38H164ZM184 39H186V38H184ZM232 39H233V38H232ZM258 39H260V38H258ZM6 40H7V39H6ZM15 40H16V39H15ZM15 40H14V41H15ZM39 40H40V39H39ZM94 40H95V39H94ZM100 40H101V39H100ZM128 40H131V39H128ZM165 40H167V38H166ZM176 40H177V38H176ZM178 40H179V39H178ZM192 40L194 41V40H196V38H195V39H192ZM240 40H241V39H240ZM261 40H263V39H261ZM1 41H2V40H1ZM1 41H0V42H1ZM16 41H17V40H16ZM20 41H21V40H20ZM22 41H23V40H22ZM40 41H41V40H40ZM51 41H50V43H51ZM102 41H103V40H102ZM102 41H101V42H102ZM120 41H121V40H120ZM123 41H124V40H123ZM132 41H133V40H132ZM132 41H131V42H132ZM172 41H173V40H172ZM236 41H238V39H237ZM245 41H246V40H245ZM8 42H10V41H8ZM33 42H34V40H33ZM35 42H36V41H35ZM38 42H39V41H38ZM38 42H37V43H38ZM101 42H99V43H101ZM149 42H150V41H149ZM151 42H152V40H151ZM157 42H158V40H157ZM160 42H161V41H160ZM180 42H181V41H180ZM188 42H189V41H188ZM196 42H197V41H196ZM198 42H201V41L199 40ZM246 42H247V41H246ZM258 42H259V41H258ZM1 43H3V42H1ZM42 43H43V42H42ZM69 43L71 44V42H69ZM77 43H78V41H77ZM123 43H124V42H123ZM123 43H122V44H123ZM126 43H128V42H126ZM136 43H137V42H136ZM144 43H145V42H144ZM155 43H156V42H155ZM190 43H191V41H190ZM193 43H194V42H193ZM201 43H202V42H201ZM201 43H199L200 46H201ZM248 43H250V42H248ZM30 44H31V43H30ZM35 44H36V43H35ZM40 44H41V42H40ZM40 44H39V45H40ZM90 44H92V45H90ZM101 44H102V43H101ZM101 44H100V45H101ZM129 44H130V43H129ZM161 44H162V43H161ZM165 44H166V43H165ZM176 44H177V43H176ZM186 44H187V43H186ZM194 44H195V43H194ZM204 44H205V43H204ZM204 44H203V45H204ZM245 44H246V43H245ZM14 45H15V44H14ZM45 45H46V44H45ZM45 45H44V47H45ZM98 45H99V44H98ZM98 45H97V46H98ZM120 45H121V44H120ZM124 45H125V44H124ZM124 45H123V46H124ZM127 45H128V44H127ZM133 45H134V43H133ZM141 45H144V44H141ZM163 45H164V44H163ZM163 45H162V47H163ZM191 45H192V44H191ZM208 45H209V44H208ZM215 45H216V44H215ZM230 45H231V44H230ZM230 45H229V47H230ZM236 45H237V44H236ZM12 46H13V45H12ZM12 46H8V48H13ZM25 46H26V45H25ZM35 46L37 47V45H35ZM65 46H66V45H65ZM69 46H70V45H69ZM71 46H72V48H73V45H71ZM102 46H103V45H102ZM114 46H115V45H114ZM155 46H156V45H155ZM155 46H154V47H155ZM172 46H173V45H172ZM200 46H199V47H200ZM233 46H234V44H233ZM239 46H240V45H239ZM241 46H242V44H241ZM243 46H244V45H243ZM260 46H261V45H260ZM14 47H15V46H14ZM31 47H32V46H31ZM40 47H41V45H40ZM66 47H67V46H66ZM66 47H65V48H66ZM100 47H101V46H100ZM111 47H112V46H111ZM133 47H134V46H133ZM142 47H144V46H142ZM157 47H160V46H157ZM165 47H166V45H165ZM213 47H214V46H213ZM215 47H216V46H215ZM29 48H30V47H29ZM32 48H34V47H32ZM75 48H76V47H75ZM93 48H94V47H93ZM97 48H99V47H97ZM116 48H118V47H116ZM126 48H127V46H126ZM137 48H138V47L136 46V49H137ZM144 48H145V47H144ZM169 48H170V47H169ZM171 48H172V47H171ZM182 48H183V47H181V49H182ZM188 48H189V47H188ZM188 48H187V49H188ZM190 48H192V47H190ZM210 48H212V46H210ZM232 48H233V47H232ZM232 48H231V50H232ZM237 48H240V47H237ZM241 48H242V47H241ZM241 48H240V49H241ZM248 48H249V47H248ZM258 48H259V47H258ZM258 48H257V49H258ZM3 49H4V48H3ZM38 49H39V48H38ZM42 49H45V48H42ZM47 49H48V48H47ZM70 49H71V47H70ZM73 49H74V48H73ZM99 49H100V48H99ZM99 49H98V50H99ZM101 49H102V47H101ZM103 49H104V48H103ZM124 49H125V46H124ZM139 49H140V48H139ZM153 49H154V48H153ZM153 49H152V50H153ZM167 49H168V48H167ZM194 49H195V48H194ZM201 49H202V47H201ZM218 49H219V48H218ZM220 49H221V48H220ZM220 49H219V50H220ZM226 49H227V47H226ZM226 49H225V50H226ZM235 49H236V48H235ZM20 50H21V49H20ZM48 50H49V49H48ZM68 50H69V49H68ZM74 50H75V49H74ZM76 50H77V49H76ZM117 50H118V49H117ZM145 50H147V49H145ZM148 50H149V49H148ZM157 50H158V49H157ZM157 50H154V51L157 52ZM165 50H166V49H165ZM179 50H180V49H179ZM179 50H178V51H179ZM182 50H184V49H182ZM191 50H192V49H191ZM196 50H197V48H196ZM215 50H216V49H215ZM222 50H223V47H222ZM228 50H229V48H228ZM241 50H243V48H242ZM247 50H248V49H247ZM250 50H251V49H250ZM250 50H249V51H250ZM255 50H256V49H255ZM5 51H6V50H5ZM30 51H32V50H30ZM33 51H34V49H33ZM45 51H46V50H45ZM53 51H54V50H53ZM65 51H66V50H65ZM72 51H73V50H72ZM83 51H84V50H83ZM115 51H116V50H115ZM120 51H121V50H120ZM128 51H129V50H128ZM128 51H127V52H128ZM132 51H133V50H132ZM141 51L143 52V50H141ZM162 51H163V50H162ZM168 51H169V50H168ZM168 51H167V52H168ZM171 51H172V50H171ZM180 51H181V50H180ZM189 51H190V50H189ZM198 51H199V50H198ZM203 51H204V50H203ZM253 51H254V49H253ZM0 52H1V51H0ZM54 52H55V51H54ZM62 52L64 53V50H63ZM73 52H74V51H73ZM75 52H76V51H75ZM75 52H74V53H75ZM80 52H81V51H80ZM93 52H94V51H93ZM122 52H123V51H121V53H122ZM134 52H137V51L134 50ZM139 52H140V51H139ZM146 52H147V51H146ZM149 52H150V51H149ZM158 52H159V51H158ZM200 52H201V51H200ZM222 52H223V51H222ZM224 52H225V51H224ZM226 52H227V51H226ZM231 52H232V51H231ZM241 52H242V51H241ZM245 52H247V51H245ZM250 52H251V51H250ZM258 52L260 53V51H258ZM5 53H6V52H5ZM43 53H44V51H43ZM43 53H42V54H43ZM46 53H47V52H46ZM46 53H44V54H46ZM56 53H58V52H56ZM70 53H71V52H70ZM74 53H72V54L74 55ZM76 53H77V52H76ZM81 53H83V52H81ZM101 53H102V51H101ZM128 53H129V52H128ZM171 53H172V52H171ZM187 53H188V52H187ZM210 53H211V52H210ZM229 53H230V52H229ZM229 53H227V54H229ZM237 53H238V51H237ZM237 53H236V55H237ZM251 53H252V52H251ZM256 53H257V52H256ZM35 54H36V53H35ZM47 54H48V53H47ZM59 54H61V52H60ZM65 54H66V53H65ZM65 54H64V56H65ZM83 54H84V53H83ZM86 54H87V53H86ZM86 54H84V56H86ZM98 54H99V53H98ZM129 54H131V53H129ZM135 54H136V53H135ZM140 54L142 55L141 52H140ZM148 54H150V53H148ZM165 54H166V53H165ZM167 54L169 55V53H167ZM173 54H174V53H173ZM173 54H172V55H173ZM181 54H182V53H181ZM201 54H202V53H201ZM203 54H204V53H203ZM220 54H221V53H220ZM231 54H232V53H231ZM231 54H230V55H231ZM246 54H247V53H246ZM0 55H1V54H0ZM5 55H6V54H5ZM33 55H34V54H33ZM68 55H69V54H68ZM96 55H97V54H96ZM96 55H95V56H96ZM125 55H126V53H125ZM143 55H144V54H143ZM146 55H147V54H146ZM150 55H151V54H150ZM152 55H153V54H152ZM157 55H158V54H157ZM161 55H163V52H162ZM199 55H200V54H199ZM222 55H223V54H222ZM232 55L234 56V54H232ZM232 55H231V56H232ZM242 55H244V52H243ZM248 55H250V54H248ZM7 56H8V55H7ZM39 56H41V55H39ZM39 56H38V57H39ZM45 56H46V55H45ZM47 56H48V55H47ZM60 56H61V55H60ZM66 56H67V55H66ZM76 56H77V55H76ZM80 56L83 57V55H81V54H80ZM99 56H100V55H99ZM99 56H98V57H99ZM103 56H104V55H102L101 57H103ZM126 56H128V54H127ZM137 56H138V55H137ZM147 56H149V55H147ZM158 56H160V55H158ZM164 56H165V55H163L162 57H164ZM220 56H221V55H220ZM220 56H219V57H220ZM233 56H232V57H233ZM12 57H14V58H12ZM12 57H11V58L7 57V58H6V62L8 63V59L12 60V61L14 62V64H15V68L13 69V70H14L13 72H16V69H18L17 66H16V57H15V56H12ZM20 57L22 58V56H20ZM38 57H37V58H38ZM57 57H58V54H57ZM57 57H56V58H57ZM67 57H68V56H67ZM78 57H79V55H78ZM86 57H87V56H86ZM108 57L110 58V56H108ZM123 57H124V56H123ZM131 57H132V56H131ZM131 57H130V58H131ZM134 57H135V55H134ZM134 57H133V58H134ZM149 57H150V56H149ZM155 57H157V56H155ZM196 57H197V55H196ZM236 57H237V56H236ZM242 57H243V56H242ZM242 57H239V58H242ZM245 57H246V55H245ZM42 58H43V57H42ZM59 58H61V57H59ZM63 58H64V57H63ZM69 58H70V57H69ZM74 58H75V57H74ZM84 58H85V57H83V61H84ZM144 58H145V57H144ZM160 58H161V57H160ZM223 58H224V57H223ZM227 58H228V57H227ZM1 59H2V57H1ZM48 59H49V58H48ZM65 59H66V58H65ZM71 59H72V58H71ZM76 59H77V58H76ZM80 59H82V58H80ZM86 59H87V58H86ZM88 59H89V57H88ZM88 59H87V61H88ZM96 59H97V58H96ZM99 59H102V58H99ZM103 59H104V58H103ZM127 59H128V58H127ZM136 59H137V58H136ZM146 59H147V58H146ZM146 59H145V60H146ZM155 59H156V58H155ZM172 59H174V58H172ZM232 59H233V58H232ZM35 60H36V59H35ZM46 60H47V59H46ZM56 60H57V59H56ZM56 60H55V61H56ZM73 60H74V62H75V59H73ZM92 60H93V59H92ZM106 60H107V58H106ZM108 60H110V59H108ZM111 60H112V58H111ZM120 60H121V59H120ZM128 60H129V59H128ZM142 60H143V57H142ZM142 60H141V61H142ZM151 60H152V59H151ZM161 60H162V59H161ZM161 60H160V61H161ZM193 60H194V59H193ZM216 60H218V59H216ZM235 60H236V59H235ZM38 61H39V60H38ZM41 61H42V60H41ZM58 61H59V59H58ZM63 61H64V59H63ZM66 61H69V59H68V60L66 59ZM71 61H72V60H71ZM87 61H86V62H87ZM104 61H105V59H104ZM104 61H103V62H104ZM146 61H147V60H146ZM154 61H157V60H154ZM199 61H200V60H198V62H199ZM219 61H221V59H220ZM232 61H233V60H232ZM237 61H238V59H237ZM239 61H240V59H239ZM243 61H244V59H243ZM243 61H242V62H243ZM18 62H19V61H18ZM56 62H57V61H56ZM64 62H65V61H64ZM64 62H63V63H64ZM69 62H70V61H69ZM77 62L79 63V61H77ZM84 62H85V61H84ZM97 62H98V61H97ZM99 62H100V61H99ZM101 62H102V61H101ZM122 62H123V61H122ZM135 62H136V61H135ZM138 62H139V61H138ZM144 62H145V61H144ZM191 62H192V61H191ZM198 62H197V63H198ZM223 62H224V60H223ZM7 63H6V65H7ZM50 63H51V62H50ZM50 63H49V64H50ZM61 63H62V62H61ZM63 63H62V65H63ZM66 63H67V62H66ZM71 63H73V62H71ZM75 63H76V62H75ZM81 63H82V61H81ZM81 63H79V64L81 65ZM88 63H89V62H88ZM92 63H93V62H92ZM117 63H118V62H117ZM131 63H132V62H131ZM131 63H130V64H131ZM150 63H152V62H150ZM205 63H206V62H205ZM218 63H219V62H218ZM228 63H229V62H228ZM228 63H227V64H228ZM1 64H2V63H1ZM44 64H45V62H44ZM47 64H48V62H47ZM55 64H56V63H55ZM73 64H74V63H73ZM98 64H99V63H98ZM98 64H97V65H98ZM119 64H120V63H119ZM128 64H129V63H128ZM130 64H129V65H130ZM137 64H139V63H137ZM141 64H142V63H141ZM143 64H144V63H143ZM193 64H194V63H193ZM199 64H200V63H199ZM230 64H231V62H230ZM241 64H243V63H241ZM92 65H93V64H92ZM101 65H102V64H101ZM104 65H105V64H104ZM117 65H118V64H117ZM123 65H124V64H123ZM126 65H127V64H126ZM139 65H140V64H139ZM188 65H189V64H188ZM190 65H191V64H190ZM231 65H233V64H231ZM231 65H229V66H231ZM237 65H238V64H237ZM243 65H244V64H243ZM259 65H260V64H259ZM10 66H12V65H10ZM36 66H37V65H36ZM56 66H57V65H56ZM66 66H67V64H66ZM66 66H65V67H66ZM69 66H70V65H69ZM71 66H72V65H71ZM83 66H84V65H83ZM176 66H177V65H176ZM194 66L198 67V66L196 65V63H195ZM224 66H225V65H224ZM229 66H228V67H229ZM19 67H20V66H19ZM48 67H49V66H48ZM57 67L61 68V66H57ZM72 67H73V66H72ZM76 67H77V66H76V64H75V67H73V68H76ZM87 67H88V66H87ZM87 67H85L84 69H86ZM90 67H91V65H90ZM96 67H97V66H96ZM100 67H101V66H100ZM114 67H115V66H114ZM129 67H130V66H129ZM134 67H136V66H134ZM146 67H147V66H146ZM190 67H191V66H189V68H190ZM239 67H240V66H239ZM259 67H260V66H259ZM40 68H42V67H40ZM40 68L37 67V68H35V69H36V70H40ZM46 68H47V67H46ZM59 68H57V69H59ZM73 68H72V71L74 70ZM79 68H81V67H79ZM116 68H117V66H116ZM143 68H144V67H143ZM193 68H195V67H193ZM242 68L244 69V66H243ZM43 69H44V68H43ZM49 69H50V68H49ZM57 69H55V70L57 71ZM65 69H66V68H65ZM69 69H70V68H69ZM112 69H113V68H112ZM130 69H131V68H130ZM141 69H142V68H141ZM141 69H140V70H141ZM191 69H192V68H191ZM195 69H196V68H195ZM50 70H51V69H50ZM75 70H76V69H75ZM89 70H90V69H88V72H89ZM97 70H98V69H97ZM97 70H96V72H97ZM128 70H129V68H128ZM135 70H136V69H135ZM145 70H146V68H145ZM203 70H204V69H203ZM40 71H42V70H40ZM61 71H63V70L61 69ZM64 71H66V70H64ZM68 71H69V70H68ZM91 71H92V69H91ZM93 71H95V70L93 69ZM160 71H162V70H160ZM164 71H165V70H164ZM200 71H202V69H201ZM204 71H205V70H204ZM204 71H203V72H204ZM209 71H210V69H209ZM253 71H254V68H253ZM262 71H263V69H262ZM31 72L34 73L35 70H32ZM66 72H67V71H66ZM69 72H70V71H69ZM73 72H74V71H73ZM78 72H79V71H78ZM83 72H84V70H83ZM132 72H134V71H132ZM207 72H208V71H207ZM85 73H86V71H85ZM108 73H109V72H108ZM134 73L136 74V72H134ZM160 73H161V72H160ZM160 73H159V74H160ZM199 73H200V72H198V74H199ZM256 73H257V71H256ZM258 73H260V71H259ZM26 74H27V73H26ZM35 74H36V73H35ZM35 74H33V75H35ZM72 74H73V73H72ZM72 74H71V75H72ZM74 74H75V73H74ZM74 74H73V75H74ZM76 74H77V73H76ZM88 74H90V72H89ZM91 74H92V73H91ZM194 74H195V73H194ZM209 74H210V73H209ZM209 74H208V75H209ZM244 74H245V73H244ZM247 74H249V73H247ZM253 74H254V73H253ZM14 75H15V74H14ZM33 75H32V76H33ZM44 75H45V74H44ZM84 75H85V74H84ZM93 75H94V74H93ZM141 75H142V74H141ZM208 75H206V76H208ZM258 75H259V74H258ZM46 76H49V75L46 74ZM50 76H51V75H50ZM139 76H140V75H139ZM216 76H217V78H218V75H217V74H216ZM245 76H246V75H245ZM41 77H42V76H41ZM52 77H53V76H52ZM69 77H71V76H69ZM69 77H68V78H69ZM141 77H143V76H140V78H141ZM149 77H150V75H149ZM149 77H148V78H149ZM157 77H159V76H158V73H157ZM157 77H156V78H157ZM248 77H249V76H248ZM0 78H1V77H0ZM46 78H47V77H46ZM54 78H55V77H54ZM61 78H62V77H61ZM65 78H66V77H65ZM71 78L74 79V76L71 77ZM71 78H70V80H71ZM84 78H85V77H84ZM87 78H89V76H88ZM92 78H93V76H92ZM92 78H91V79H92ZM134 78H135V77H134ZM137 78H138V77H137ZM143 78H144V77H143ZM160 78H161V77H160ZM160 78H158V79H160ZM198 78H199L198 80H200V77H198ZM202 78L205 79L204 76H202ZM207 78H208V77H207ZM207 78H206V79H207ZM249 78H250V77H249ZM37 79L40 80L41 78H37ZM37 79H34V80H37ZM43 79H44V78H43ZM58 79H59V78H58ZM73 79H72V80H73ZM81 79H82V78H81ZM135 79H136V78H135ZM146 79H147V78H146ZM166 79H167V78H166ZM206 79H205V80H206ZM241 79H242V78H241ZM241 79H239V80H241ZM244 79H245V78H244ZM1 80H2V79H1ZM51 80H52V79H51ZM62 80H63V79H62ZM64 80H65V79H64ZM98 80H99V79H98ZM104 80L106 81V79H104ZM136 80H137V79H136ZM156 80H157V79H156ZM163 80H164V79H163ZM201 80H202V79H201ZM217 80H218V79H217ZM2 81H6V80H2ZM47 81H49V80H47ZM66 81H67V80H66ZM66 81H65V82H66ZM68 81H69V80H68ZM89 81H90V80H89ZM91 81H93V80H91ZM91 81H90V82H91ZM141 81H142V80H141ZM148 81H149V79H148ZM161 81H162V80H161ZM241 81H242V80H241ZM243 81H244V80H243ZM245 81H247V80H245ZM56 82H57V81H56ZM70 82H71V81H70ZM87 82H88V81H87ZM139 82H140V81H138V83H136V84H139ZM163 82H164V81H163ZM165 82H166V81H165ZM203 82H204V81H203ZM51 83H52V82H51ZM63 83H64V81H63ZM82 83H83V82H82ZM84 83H85V82H84ZM154 83H155V81L153 82V84H154ZM236 83H240V82L237 81ZM248 83H250V82H248ZM248 83H247V84H248ZM56 84H57V83H56ZM85 84H86V83H85ZM158 84H159V83H158ZM79 85H80V83H79ZM83 85H84V84H83ZM89 85L91 86L90 83H89ZM155 85H156V84H155ZM196 85H197V83H196ZM196 85H195V87H196ZM200 85H201V84H200ZM51 86H52V85H51ZM58 86H59V85H58ZM61 86H62V85H61ZM64 86H65V84H64ZM71 86H72V85H71ZM137 86H138V85H137ZM145 86H146V85H145ZM152 86H153V85H151V87H152ZM252 86H253V85H252ZM5 87H6V86H4V88H5ZM62 87H63V86H62ZM67 87L70 88L69 86H67ZM72 87H73V86H72ZM83 87H84V86H83ZM88 87H89V86H88ZM93 87H94V86H93ZM96 87H97V86H96ZM153 87H154V86H153ZM4 88H3V86H2V88H1V92H0L1 95L5 94V93H3V92L6 91L5 89H7V88H9V87H7V88H5V89H4ZM42 88H43V87H42ZM68 88H67V89H68ZM84 88H85V87H84ZM101 88H102V87H101ZM120 88H121V87H120ZM134 88H135V87H134ZM154 88H155V87H154ZM154 88H153V89H154ZM197 88H199V87H197ZM202 88H203V87H202ZM209 88L212 89L211 87H209ZM251 88H252V87H251ZM251 88H250V90H251ZM55 89H56V88H55ZM92 89L94 90V88H92ZM99 89H100V86H99ZM151 89H152V88H151ZM189 89H190V88H189ZM205 89H206V88H205ZM207 89H208V88H207ZM248 89H249V88H248ZM255 89H256V88H255ZM263 89H264V87H263ZM42 90H43V89H42ZM61 90H62V89H61ZM86 90H87V89H86ZM90 90H91V88H90ZM95 90H97V89H95ZM101 90H102V89H101ZM186 90H188V89H186ZM191 90H192V89H190V91H191ZM195 90H196V89H195ZM199 90H200V88H199ZM201 90H202V89H201ZM203 90H204V89H203ZM214 90L216 91V90H218V89H214ZM250 90H249V91H250ZM252 90H253V89H252ZM56 91H57V90H56ZM56 91H55V92H56ZM65 91H66V90H65ZM84 91H85V90H84ZM87 91H88V90H87ZM105 91H106V90H105ZM118 91H119V88H118ZM188 91H189V90H188ZM193 91H194V90H193ZM204 91H205V90H204ZM209 91H210V90H209ZM218 91H219V90H218ZM218 91H217V92H218ZM244 91H246V90H244ZM255 91H257V90H255ZM55 92H54V93H55ZM58 92H59V91H58ZM58 92H57V93H58ZM62 92H63V91H62ZM91 92H92V91H91ZM102 92H103V91H102ZM155 92L158 93L159 91H155ZM206 92H207V91H206ZM211 92H212V91H211ZM219 92H220V91H219ZM260 92H261V91H260ZM260 92H259V93H260ZM262 92H263V91H262ZM57 93H55V95H56ZM63 93H64V92H63ZM99 93H100V91H99ZM190 93H191V92H190ZM190 93H189V94H190ZM193 93H194V92H193ZM213 93H214V92H213ZM236 93H237V92H236ZM78 94H80V93H78ZM86 94H87V92H86ZM91 94H92V93H91ZM107 94H108V93H107ZM160 94H161V93H159L158 95H160ZM204 94H205V93H204ZM204 94H203V95H204ZM208 94H209V92H208ZM234 94H235V93H234ZM234 94H233V95H234ZM247 94H248V93H247ZM249 94H250V93H249ZM254 94H255V93H254ZM55 95H54V96H55ZM62 95H63V94H62ZM62 95H61V96H62ZM75 95H77V94H75ZM82 95H83V94H82ZM138 95H140V94H138ZM161 95H162V94H161ZM164 95H166V93H165ZM168 95H169V94H168ZM199 95H200V93H199ZM199 95H197V98L199 97ZM201 95H202V94H201ZM210 95H211V94H210ZM210 95H207V96H209V97H207V98H210ZM255 95H256V94H255ZM259 95H260V94H259ZM259 95H257V97H258ZM50 96H51V95H50ZM91 96H92V95H91ZM98 96H99V94H98ZM105 96H106V94H105ZM191 96H192V94H191ZM205 96H206V94H205ZM215 96H216V95H215ZM220 96H221V95H220ZM248 96H249V95H248ZM248 96H247V97H248ZM0 97H1V96H0ZM48 97H49V96H48ZM58 97H59V95H58ZM78 97H80V95H79ZM78 97H77V98H78ZM89 97H90V94H89ZM95 97H97V95H96ZM107 97H108V96H107ZM161 97H162V96H161ZM168 97H170V96H168ZM200 97H201V96H200ZM200 97H199V98H200ZM211 97H212V95H211ZM233 97H234V96H233ZM233 97H232V98H233ZM235 97H236V96H235ZM251 97H252V96H251ZM257 97H256V99H257ZM49 98H50V97H49ZM83 98H84V97H83ZM83 98H82V99H83ZM98 98H99V97H98ZM143 98H144V97H143ZM143 98L141 97V99H143ZM194 98H195V97H194ZM202 98H203V97H202ZM202 98H201V99H202ZM204 98H205V97H204ZM212 98H213V97H212ZM216 98H217V97H216ZM218 98H219V96H218ZM220 98H221V97H220ZM222 98H223V97H222ZM50 99L53 100V97L50 98ZM82 99H81V100H82ZM117 99H119V98H117ZM145 99H146V98H145ZM164 99L166 100L165 96H164ZM164 99H163V101H164ZM170 99H171V98H170ZM256 99H255V100H256ZM55 100H56V99H55ZM57 100H58V99H57ZM60 100H61V99H60ZM79 100H80V98H79ZM87 100H88V99H87ZM90 100H91V99H90ZM101 100H102V99H101ZM113 100H114V99H113ZM218 100H219V99H217V101H218ZM221 100H222V99H221ZM226 100H227V99H226ZM226 100H224V101H226ZM229 100H230V99H229ZM248 100H249V98H248ZM248 100H247V101H248ZM251 100H252V98H251ZM61 101H62V100H61ZM97 101H98V100H97ZM117 101H118V100H117ZM117 101H116V102H117ZM121 101H122V100H121ZM144 101H145V100H144ZM146 101H147V100H146ZM168 101H169V100H168ZM195 101H196V100H195ZM198 101H199V100H198ZM198 101H197V102H198ZM215 101H216V99H215ZM217 101H216V102H217ZM242 101H243V100H242ZM257 101H258V100H257ZM47 102H48V101H47ZM58 102H59V101H58ZM88 102H89V101H88ZM140 102H141V101H140ZM164 102H166V101H164ZM174 102H175V101H174ZM174 102H173V103H174ZM179 102H180V101H179ZM220 102H222V101L219 100L218 103H220ZM245 102H246V101H245ZM250 102H251V101H250ZM258 102H259V101H258ZM258 102H256V103H257L256 105H258ZM49 103H50V102H48V105H49ZM54 103H55V102H54ZM54 103H52V104L50 103V104L53 105ZM132 103H133V102H132ZM142 103H143V102H142ZM148 103H149V102H148ZM170 103H171V102H170ZM186 103H187V102H186ZM212 103L214 104V102H212ZM241 103H242V102H241ZM241 103H240V104H241ZM246 103H247V102H246ZM252 103H254V102H252ZM252 103H251V105H252ZM261 103L263 104V101H262ZM139 104H140V103H139ZM146 104H147V103H146ZM149 104H150V103H149ZM187 104H188V103H187ZM187 104H186V105H187ZM203 104H204V103H203ZM232 104H233V103H232ZM232 104H231V105H232ZM235 104H236V102H235ZM254 104H255V103H254ZM37 105H38V104H36L35 106H37ZM39 105H40V104H39ZM45 105H46V104H45ZM45 105L42 104V107L45 106ZM93 105H94V104H93ZM95 105H97V104H95ZM98 105H99V104H98ZM107 105H108V104H107ZM143 105H144V104H143ZM176 105H177V104H176ZM199 105H200V104H199ZM204 105H205V104H204ZM221 105H222V104H221ZM223 105H224V104H223ZM226 105H227V104H226ZM236 105H237V104H236ZM242 105H243V104H242ZM246 105H247V104H246ZM256 105H255V106H256ZM21 106H22V105H21ZM33 106H34V105H33ZM49 106H50V105H49ZM58 106H59V105H58ZM205 106H206V105H205ZM227 106H229V105H227ZM232 106H233V105H232ZM247 106H248V105H247ZM258 106H259V105H258ZM260 106H261V105H260ZM54 107H55V106H54ZM59 107H60V106H59ZM87 107H88V105H87ZM141 107H142V106H141ZM185 107H186V106H185ZM189 107H190V106H189ZM220 107H222V106H220ZM239 107H240V106H239ZM239 107H238V108H239ZM261 107H262V106H261ZM37 108H38V107H37ZM43 108H44V107H43ZM57 108H58V107H57ZM245 108H246V107H245ZM248 108H249V107H248ZM256 108H257V107H256ZM259 108H260V107H259ZM40 109H41V108H40ZM51 109H52V108H50V110H51ZM53 109H54V108H53ZM58 109H59V108H58ZM92 109H93V108H92ZM214 109H215V108H214ZM226 109H229V107L226 108ZM230 109H231V108H230ZM95 110H96V109H95ZM95 110H93V111H95ZM176 110H177V109H176ZM245 110H246V109H245ZM259 110H260V109H259ZM259 110H258V111H259ZM52 111H53V110H52ZM99 111H100V110H99ZM179 111H180V110H179ZM226 111H227V110H226ZM229 111H230V110H228V112H229ZM233 111H234V110H233ZM233 111H232V112H233ZM243 111H244V109H243ZM256 111H257V109H256ZM85 112H86V111H85ZM198 112H199V111H198ZM218 112H219V109H218ZM245 112L247 113V111H245ZM80 113H81V112H80ZM89 113H90V112H89ZM96 113H97V112H96ZM101 113H102V112H101ZM103 113H104V112H103ZM220 113H221V112H220ZM224 113H225V112H224ZM85 114H86V113H85ZM92 114H93V113H92ZM94 114H95V113H94ZM94 114H93V115H94ZM215 114H217V113H215ZM229 114H230V112H229ZM248 114H249V113H248ZM96 115H97V114H96ZM102 115H103V114H102ZM227 115H228V114H227ZM232 115H233V114H232ZM232 115H231V116H232ZM242 115H243V113H242ZM245 115H246V114H245ZM39 116H40V115H39ZM87 116H88V115H87ZM106 116H107V115H106ZM228 116H229V115H228ZM228 116H227V117H228ZM237 116H238V114H237ZM243 116H244V115H243ZM37 117H38V116H37ZM232 117H233V116H232ZM245 117H246V116H244V118H245ZM105 118H106V117H105ZM108 118H109V117H108ZM114 118H115V116H114ZM117 118H118V117H117ZM130 118H131V117H130ZM154 118H155V116H153V119H154ZM244 118H243V119H244ZM18 119H19V118H18ZM81 119H82V118H81ZM112 119H113V118H112ZM125 119L127 120L128 118H125ZM230 119H231V118H230ZM233 119H234V118H233ZM239 119H240V118H239ZM256 119H257V118H256ZM105 120H107V119H105ZM155 120H156V119H155ZM155 120H154V121H155ZM112 121H113V120H111V122H112ZM127 121H128V120H127ZM162 121H164V119H162ZM165 121H166V120H165ZM238 121H239V120H238ZM111 122H110V123H111ZM120 122H121V121H120ZM156 122H157V121H156ZM158 122H159V121H158ZM245 122H246V121H245ZM107 123H108V122H107ZM114 123H115V122L113 121V124H114ZM159 124H160V123H159ZM48 125H50V124H48ZM77 125H78V124H77ZM105 125H106V124H105ZM115 125H116V124H115ZM120 125H121V124H120ZM110 126H111V125H110ZM125 126H126V125H125ZM48 127H49V126H48ZM77 128H78V127H77ZM70 129H71V128H70ZM109 129H110V128H109ZM111 129H113V128H111ZM49 130H50V129H49ZM239 132H240V131H239ZM76 134H77V133H76ZM221 136H222V135H221ZM242 140H243V139H242ZM257 142H258V141H257ZM55 145H56V144H55ZM253 147H254V146H253ZM50 149H51V148H50ZM232 151H233V150H232ZM83 155H84V154H83ZM225 157H226V156H225ZM246 157H247V156H246ZM107 169H108V168H107ZM196 200H197V199H196ZM259 207H260V206H259ZM128 209H129V208H128ZM74 212H75V211H74ZM250 219H251V218H250ZM250 219H249V220H250ZM223 236H224V235H223ZM221 237H222V236H221ZM224 238H225V237H224ZM224 238H223V239H224ZM79 251H80V250H79ZM109 264H110V263H109Z\"/></svg>",
    "mask_w": 264,
    "mask_h": 264
}]
</instances>
